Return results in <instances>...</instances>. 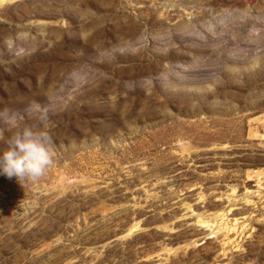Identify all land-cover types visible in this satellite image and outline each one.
Listing matches in <instances>:
<instances>
[{
    "label": "rangeland",
    "instance_id": "rangeland-1",
    "mask_svg": "<svg viewBox=\"0 0 264 264\" xmlns=\"http://www.w3.org/2000/svg\"><path fill=\"white\" fill-rule=\"evenodd\" d=\"M8 113L51 164L0 174V264H264V0L0 5Z\"/></svg>",
    "mask_w": 264,
    "mask_h": 264
},
{
    "label": "clouds",
    "instance_id": "clouds-1",
    "mask_svg": "<svg viewBox=\"0 0 264 264\" xmlns=\"http://www.w3.org/2000/svg\"><path fill=\"white\" fill-rule=\"evenodd\" d=\"M0 121L18 129L0 149V174L18 181L30 178L33 181L44 175L51 164L49 145L52 140L47 132H34L29 127L20 128L14 113L0 116Z\"/></svg>",
    "mask_w": 264,
    "mask_h": 264
},
{
    "label": "bare ground",
    "instance_id": "bare-ground-1",
    "mask_svg": "<svg viewBox=\"0 0 264 264\" xmlns=\"http://www.w3.org/2000/svg\"><path fill=\"white\" fill-rule=\"evenodd\" d=\"M12 1H14V0H0V5H5V4L10 3Z\"/></svg>",
    "mask_w": 264,
    "mask_h": 264
}]
</instances>
